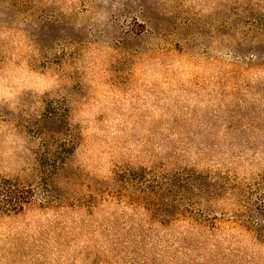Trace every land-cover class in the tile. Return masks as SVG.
Segmentation results:
<instances>
[{"label": "rangeland", "instance_id": "obj_1", "mask_svg": "<svg viewBox=\"0 0 264 264\" xmlns=\"http://www.w3.org/2000/svg\"><path fill=\"white\" fill-rule=\"evenodd\" d=\"M0 264H264V0H0Z\"/></svg>", "mask_w": 264, "mask_h": 264}]
</instances>
